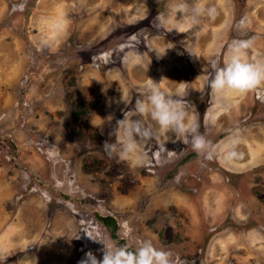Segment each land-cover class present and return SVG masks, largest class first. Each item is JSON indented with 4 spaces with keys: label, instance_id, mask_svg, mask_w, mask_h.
Here are the masks:
<instances>
[{
    "label": "rangeland",
    "instance_id": "1",
    "mask_svg": "<svg viewBox=\"0 0 264 264\" xmlns=\"http://www.w3.org/2000/svg\"><path fill=\"white\" fill-rule=\"evenodd\" d=\"M196 7L217 15L192 25ZM251 37L249 58L264 56V0H0V264L102 259L86 232L150 239L178 264H264V84L223 100L208 87ZM152 80L186 93L215 144L238 130L242 156L207 160L138 117ZM125 113L154 130L137 138L142 166L105 149L119 150Z\"/></svg>",
    "mask_w": 264,
    "mask_h": 264
},
{
    "label": "clouds",
    "instance_id": "2",
    "mask_svg": "<svg viewBox=\"0 0 264 264\" xmlns=\"http://www.w3.org/2000/svg\"><path fill=\"white\" fill-rule=\"evenodd\" d=\"M179 10L187 11L188 9L181 5ZM193 12L192 25L198 24V17L205 12L212 19H215L217 15L215 7L206 9L196 7ZM238 26L243 30L245 21L240 20ZM255 39V37L233 39L228 45V55L223 63L213 62V76L208 82V87L218 99H226L232 92L246 94L264 84V56L257 54L256 57L249 58V50L254 49ZM157 85L158 83L153 81L146 87L144 97L136 99L135 112L138 117L147 116L160 131L172 133L182 142L190 141L192 149L207 160H213L220 155L225 162H229L242 156V153L238 151L242 142L238 130L230 133L222 144H215L200 131L201 125L198 118L188 111L183 99L186 93L183 90L175 94L169 93ZM124 101L128 103L125 99ZM117 125L122 129L123 135L120 148L117 150L116 145L106 143V151L110 155L115 153L121 160L131 159L138 166L147 163L146 156L139 150L137 138L144 140L151 138L154 134L153 128L145 127L139 118L130 119L126 113L123 119L117 121ZM220 149H223V152ZM86 234L90 239L104 245L103 256L99 259L89 251L79 264H178L169 250L157 246L150 239L143 240L135 247L109 246L87 232Z\"/></svg>",
    "mask_w": 264,
    "mask_h": 264
},
{
    "label": "trees",
    "instance_id": "3",
    "mask_svg": "<svg viewBox=\"0 0 264 264\" xmlns=\"http://www.w3.org/2000/svg\"><path fill=\"white\" fill-rule=\"evenodd\" d=\"M104 43V42H102ZM194 152H191V154H193ZM185 159L180 160L178 163H182V161H184ZM99 219L102 221L103 224L107 225V226H112V233L111 236L112 237H116V222L114 220V218L110 215L108 216H100Z\"/></svg>",
    "mask_w": 264,
    "mask_h": 264
}]
</instances>
